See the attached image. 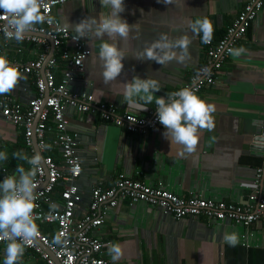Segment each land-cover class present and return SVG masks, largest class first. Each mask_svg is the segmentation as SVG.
Returning <instances> with one entry per match:
<instances>
[{"label":"crops","instance_id":"0c3cea01","mask_svg":"<svg viewBox=\"0 0 264 264\" xmlns=\"http://www.w3.org/2000/svg\"><path fill=\"white\" fill-rule=\"evenodd\" d=\"M248 1L124 0L126 7L121 16L130 25V34L128 39L116 41L125 53L118 82L130 81L135 76L153 77L162 85L157 96L179 90L191 82L207 61L202 34L193 35L189 22L209 18L214 25L211 37L217 40ZM107 11L100 0H76L56 7L54 15L73 31L75 23ZM161 33L173 39L187 36L191 40L190 55L185 62L161 65L136 58ZM84 38L92 54L85 61L84 71L70 84L71 90L92 95L97 102L115 104L121 115H144L156 109L154 103L141 111L123 103L117 95L120 85L114 83L111 88L103 82L98 62L102 41ZM42 52L43 47L38 44L0 36V56L14 65L35 60ZM21 73L25 78L5 95L28 106L37 94L35 77L32 73ZM57 75L60 80L61 73ZM197 95L214 105V127L200 130L196 151L184 157L177 156L180 146L171 145L162 135L163 125L145 135L134 134L104 120L99 113H79L67 108L70 132L77 134V151L83 166L77 181L83 196L76 210L77 219L87 212L93 187H112L120 175L146 184L162 183L185 199L203 196L240 205L248 201L256 170L262 165L261 145L252 144L251 140L264 131V10L237 43L215 84L204 87ZM55 137V131L47 133L49 152L63 166L61 152L54 145ZM18 150L33 155L25 142L23 128L0 113V151L8 154V160L0 163V174L4 168L13 174L18 164L29 167L25 161L13 158ZM62 190L63 185L59 184L52 195L58 207L62 205ZM101 210L106 212V221L95 233L111 244L122 246L124 255L116 264H264L262 224L246 227L229 220L213 221L206 216L177 220L156 207L131 205L127 201L116 208L103 205ZM38 226H45L49 234H54V225ZM226 232L237 234L235 246L224 242ZM111 244L103 248L102 254L113 264L108 254ZM6 245H0V264L4 262ZM20 264L47 263L34 250L27 249Z\"/></svg>","mask_w":264,"mask_h":264},{"label":"built area","instance_id":"2783aa9c","mask_svg":"<svg viewBox=\"0 0 264 264\" xmlns=\"http://www.w3.org/2000/svg\"><path fill=\"white\" fill-rule=\"evenodd\" d=\"M68 1L76 0H45L42 12L50 16L49 21L35 26L22 40L43 47L39 58L26 64H15L19 66L21 72L32 73L35 77L36 96L31 99L28 106H24L11 96H0L2 116L23 128L25 142L33 154L35 132L38 147L44 156L43 166L37 175L35 191L38 200L34 218L37 225H54V234L45 233L38 228L36 238L25 251L34 250L47 264H57L55 258L60 264H111L102 254L103 248L111 244V241H105L95 232L106 221V212H102L101 207L104 205L116 208L124 201L131 205L145 204L148 207H156L163 214L177 220L206 216L213 221L229 220L246 227L254 224L264 225L263 132L253 136L251 140L252 144L261 145L262 165L256 170L253 189L245 204L203 196L185 199L162 183L146 184L120 175L112 187L104 188L100 185L93 187L88 210L81 219H77L76 210L83 201L77 181L83 172V166L77 151V134L70 132L67 108H73L79 113H99L104 120L134 134L145 135L162 124L157 118L156 109L149 110L144 115L134 113L121 115L115 104L97 102L92 95L71 90L70 84L84 71L85 61L92 54V50L84 37L80 40L72 39L75 33L64 27L54 15L55 8L63 6ZM263 10L264 0H249L222 37L217 40L211 37L208 42H204L207 61L196 72L191 82L181 88H191L197 94L204 87L215 84L220 70L233 55L237 43L244 38ZM5 22L4 19H0V26ZM0 36L10 39L2 30ZM48 38L52 40L54 48ZM57 72L61 73L60 80ZM50 131H55L54 145L61 152L63 166L49 152L47 133ZM0 175L2 181L11 173L4 168ZM59 184L63 185L60 195L62 205L53 212L50 205L56 202L53 201L52 195ZM57 235L61 236L62 243L55 242L54 238ZM2 244L7 242L0 240V245Z\"/></svg>","mask_w":264,"mask_h":264},{"label":"clouds","instance_id":"9594fccd","mask_svg":"<svg viewBox=\"0 0 264 264\" xmlns=\"http://www.w3.org/2000/svg\"><path fill=\"white\" fill-rule=\"evenodd\" d=\"M172 0H165L171 3ZM102 8L107 9L99 16L82 19L72 26L74 40L88 36L90 39L101 40L98 62L101 76L105 85L118 83L120 90L117 95L128 107H136L138 111L145 110L148 105L155 104L157 118L165 131L163 136L170 144L179 145L178 157L191 155L196 151L199 143L200 130H211L214 127V105L207 103L191 88L185 87L157 96L161 90V83L157 78L133 77L127 82H118L124 68V51L116 41L126 40L130 34V25L121 16L125 11L124 0H100ZM45 0H0V19L6 22L0 26L6 37L20 42L36 25L48 22L50 16L42 12ZM46 12V9H45ZM189 29L193 35H201L202 42L211 38L214 25L212 21L203 17L189 22ZM107 37V39H105ZM191 40L187 36L175 39L168 34L161 33L159 38L146 46L137 59L154 60L161 65L170 62L183 63L188 59ZM242 50V49H241ZM25 77L19 66L12 64L7 58L0 56V95L8 94L16 89ZM13 158L25 161L29 167L18 164L11 175H6L0 181V240L6 241L5 258L3 264H20L25 249L38 234V225L34 218L38 195L37 175L43 166V158L39 151L29 156L22 151L13 153ZM8 160V154L0 151V163ZM58 206L53 203L50 209L55 212ZM224 242L230 246L238 243L235 232L225 233ZM56 243H62L57 235ZM113 264H116L124 251L119 243H112L108 248Z\"/></svg>","mask_w":264,"mask_h":264},{"label":"water","instance_id":"95a60500","mask_svg":"<svg viewBox=\"0 0 264 264\" xmlns=\"http://www.w3.org/2000/svg\"><path fill=\"white\" fill-rule=\"evenodd\" d=\"M48 39H49V41H50L51 44H52V48H54V47H53L52 40H51L50 38H48ZM38 117H39V115L37 116V120L35 121L34 130L36 129V124H37V121H38ZM263 134H264V131H263ZM33 139H34V146H35V150H36V152L39 151V152L41 153V151H40V149H39V147H38V140H37V136H36V133H35V132H34V134H33ZM41 155H42V158H43V161H44V156H43L42 153H41ZM51 255L53 256V258H55L54 255H53L52 253H51ZM55 260H56L57 264H60V262H59L58 259L55 258Z\"/></svg>","mask_w":264,"mask_h":264},{"label":"trees","instance_id":"16d2710c","mask_svg":"<svg viewBox=\"0 0 264 264\" xmlns=\"http://www.w3.org/2000/svg\"><path fill=\"white\" fill-rule=\"evenodd\" d=\"M38 228H40L45 233H49L48 228H46L45 226H38Z\"/></svg>","mask_w":264,"mask_h":264}]
</instances>
